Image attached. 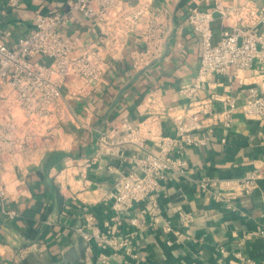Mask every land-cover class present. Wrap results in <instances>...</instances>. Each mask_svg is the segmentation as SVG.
<instances>
[{"label":"crops","instance_id":"1","mask_svg":"<svg viewBox=\"0 0 264 264\" xmlns=\"http://www.w3.org/2000/svg\"><path fill=\"white\" fill-rule=\"evenodd\" d=\"M71 1L0 0L4 42L11 44L32 28L36 15L61 11ZM219 1L223 6L264 7V0ZM122 2L129 8L147 2L145 14L153 21L154 34L148 40L132 32L124 38L105 39L107 69L89 93L65 101L54 130L55 144L50 135L29 146L20 159L3 164L0 172L11 196L7 208L18 215L7 218L0 211V264H244L247 259L264 264V235L259 232L264 227V116L246 117L240 107L229 126L220 121L204 123L199 133L208 137L206 144L172 152L185 166L181 173L167 171L160 181L157 198L161 214L156 220L148 216L143 225H132L139 204L119 213V234L135 232L131 249L138 257L100 249L77 232L87 213L99 225L114 214L108 197L114 181L121 172L136 170L135 158L146 153L126 146L100 152L102 133L124 121L141 120L154 104L183 108L206 99L211 110L219 111L226 94L233 95L238 105L251 90L264 94V69L256 65L242 72V79L231 91L220 75L212 76L195 94L182 91L194 82L201 53L200 37L186 19L188 9L211 8L214 0ZM213 29L217 38V18ZM259 31L264 32V23ZM60 33L73 40L78 51L99 44L105 47L99 26L78 12L60 27ZM148 44H156L157 50L148 64L135 69L133 52L145 51ZM5 117L0 109V122ZM16 120L19 134L33 131L34 126L22 117ZM162 131L174 134L169 118L162 121ZM155 149L152 143L147 145V151ZM256 167L262 174L257 186L233 199L232 207L216 199L218 187L201 183L205 178H237ZM179 210L193 215L188 225L180 224Z\"/></svg>","mask_w":264,"mask_h":264},{"label":"built area","instance_id":"2","mask_svg":"<svg viewBox=\"0 0 264 264\" xmlns=\"http://www.w3.org/2000/svg\"><path fill=\"white\" fill-rule=\"evenodd\" d=\"M146 5L147 2L129 8L122 0H73L61 11L36 15L33 27L11 44L5 43L0 33V109L7 115L0 122V169L7 161L20 159L29 146H36L43 138L53 136L66 107L65 101L85 96L102 79L109 53L105 39L124 38L130 32L145 40L152 38L155 26L145 14ZM75 12L99 26L105 47L99 44L78 51L73 40L61 35L60 27L72 19ZM215 18L220 25L217 38L213 29ZM186 19L198 33L201 47L195 80L182 89L187 95L204 89L214 75L223 76L227 82L225 87L231 91L242 79L245 69L254 65L264 69V32L259 31L260 24L264 23V7L252 4L223 6L219 0H214L211 8L190 7ZM156 50V44H148L145 51L133 52L134 68L148 64ZM221 103L219 111L211 110L210 101L206 99L191 102L183 108L154 104L141 120L124 121L102 133L98 138L100 152L126 146L146 153L135 158L136 170L121 172L114 181L108 193L114 214L101 225L92 214L84 215L83 224L76 229L82 239L103 250L109 248L114 253L122 251L131 258L138 257L131 249L135 232L119 234V213L139 204L138 216L130 220L132 225L141 226L149 217L156 220L161 214L157 198L160 181L167 171L181 173L185 166V161L173 156L172 152L188 145L206 144L208 137L199 133L206 125L204 123L207 121L210 125L220 121L229 126L232 114L239 107L246 117L264 116V94L254 90L240 105L231 94H226ZM19 116L23 122L34 126L33 131L19 134L16 120ZM165 118L172 121L173 135H165L162 131ZM149 143L156 149L147 151ZM261 177L256 167L237 178H205L201 183L208 188L218 187L216 199L232 207V200L249 194ZM58 183L64 188L61 180ZM10 198L0 172V211L7 218H14L17 212L7 208ZM262 201L264 207V194ZM178 216L181 225H188L193 219L190 212L183 210H179ZM166 229L170 230V227ZM259 232L264 235V227ZM101 258L105 259V256L101 255ZM244 264L257 263L247 259Z\"/></svg>","mask_w":264,"mask_h":264},{"label":"rangeland","instance_id":"3","mask_svg":"<svg viewBox=\"0 0 264 264\" xmlns=\"http://www.w3.org/2000/svg\"><path fill=\"white\" fill-rule=\"evenodd\" d=\"M55 144V134H53V137H52V145Z\"/></svg>","mask_w":264,"mask_h":264}]
</instances>
